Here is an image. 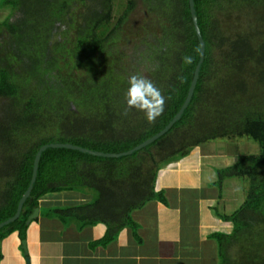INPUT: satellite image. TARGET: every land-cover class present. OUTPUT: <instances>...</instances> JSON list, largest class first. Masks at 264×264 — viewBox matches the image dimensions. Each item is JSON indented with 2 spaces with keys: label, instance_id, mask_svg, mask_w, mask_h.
Instances as JSON below:
<instances>
[{
  "label": "trees",
  "instance_id": "16d2710c",
  "mask_svg": "<svg viewBox=\"0 0 264 264\" xmlns=\"http://www.w3.org/2000/svg\"><path fill=\"white\" fill-rule=\"evenodd\" d=\"M126 1L111 28L113 0L0 1L1 7L9 6L0 21V223L15 216L40 148L59 145L42 153L32 193L18 219L0 229V245L14 232L26 240L39 199L63 191L91 193L93 199L41 207L42 216L80 229L104 223L109 231L100 245L115 240L126 226L140 241L130 213L152 200L167 205L164 191L155 188L161 166L209 137L249 133L263 156L243 157L217 170L212 186L248 178L251 189L241 207L223 217L232 231L208 238L219 244L220 264H264V44H253L264 35V0H193L204 44L194 93L179 120L140 148L181 110L200 41L189 0H141L148 18L135 33L124 31L136 8V0ZM235 16L250 30L231 28ZM67 30L74 32L72 40L61 37ZM185 56L193 62L185 64ZM133 74L152 80L165 97L154 123L136 109L124 114ZM243 74L256 81L240 83ZM234 77L239 81L229 86ZM69 144L109 156L63 146Z\"/></svg>",
  "mask_w": 264,
  "mask_h": 264
},
{
  "label": "crops",
  "instance_id": "0c3cea01",
  "mask_svg": "<svg viewBox=\"0 0 264 264\" xmlns=\"http://www.w3.org/2000/svg\"><path fill=\"white\" fill-rule=\"evenodd\" d=\"M187 156L158 173L155 188L164 191L167 205L152 200L131 211L130 218L137 225L135 232L140 241L132 228L126 226L115 240L100 245L98 242L109 231L106 224L80 229L76 224L65 226L58 218L42 216L41 207L87 203V194L63 191L39 199L40 215L27 230L28 257L22 249L23 241L14 232L0 245L3 253L0 264H27L28 259L30 264H220L219 244L208 236L215 232L230 233L232 223L223 217L232 215L228 214L229 209L240 208L243 203L239 195L233 201L237 205L228 209L222 200L224 192L228 196L226 187L231 183L226 184V180L222 188L212 186L217 180L209 174L212 170L203 169L201 159L189 169L183 162Z\"/></svg>",
  "mask_w": 264,
  "mask_h": 264
},
{
  "label": "rangeland",
  "instance_id": "374dc122",
  "mask_svg": "<svg viewBox=\"0 0 264 264\" xmlns=\"http://www.w3.org/2000/svg\"><path fill=\"white\" fill-rule=\"evenodd\" d=\"M1 1V0H0ZM113 17L114 19L110 23V28L114 27L115 20L124 12V10L127 7V1L126 0H113ZM146 8L142 6L141 0H136V8L130 15V20L127 25L124 27V31L127 33H135L142 27L143 18H148V13L146 12ZM262 14V22L264 24V11H261ZM9 15V6L8 9L3 6H0V21L3 20L6 16ZM236 19V16L234 17V20ZM243 18L239 17V19H236L233 22H229L231 24V28L233 29H245L250 30L249 25L244 24V21H242ZM144 23H146L144 21ZM263 24H260L263 26ZM141 30V29H140ZM139 30V31H140ZM104 31V29H103ZM64 40H72L74 38V32L73 31H65L62 36ZM60 37V38H61ZM254 46L260 47L264 44V35L257 36L256 40L253 42ZM263 57V56H262ZM264 62V57L262 59ZM251 71L250 69H247ZM245 75V74H243ZM254 79V78H253ZM250 74L245 75L244 78H242L240 83H247L249 85L253 84ZM255 80V79H254ZM239 79L237 77H234L231 79V81L228 83V85H234L236 82H238ZM256 81V80H255ZM226 88V87H225ZM223 92L225 93L224 89ZM256 134V133H255ZM191 152V153H190ZM189 155L186 158H184L183 162L186 164V167L189 169H193L195 167L194 161H198L201 159L203 160V169H211L212 171L209 173L212 175L213 179L217 178V170L225 169L227 167H230L234 164H236L241 158L243 157H262L263 153L261 150V145L257 139L252 134L246 133L244 135H228V136H216V137H209L201 144H198L194 147H191V150L188 153ZM181 159V158H180ZM207 160V161H206ZM176 161V160H175ZM206 161V162H205ZM174 162V161H172ZM171 162V163H172ZM171 163L164 164L161 166L160 171L170 165ZM183 163V164H184ZM184 164V166H185ZM185 167V168H186ZM159 171V172H160ZM158 172V173H159ZM174 176V175H173ZM176 176V175H175ZM189 176V175H188ZM171 176L169 175L167 179L170 180ZM191 181L194 180L193 177L190 178ZM231 183V185L227 186L226 189L229 191L228 196H225V192L223 195V202L226 203V207L229 209L232 206L237 205V202L233 204V201L235 200V197H238L240 195L241 204L247 197V191H250L251 184L250 180L248 178L243 179H228L226 181V184ZM88 195L86 196V202H90L93 199V195L91 193H85ZM221 201V202H222ZM240 202H238V205ZM215 208V207H214ZM217 209V208H215ZM239 209V206L235 209H229L228 214L234 213L236 210ZM235 210V211H234ZM218 211L221 213L222 210L218 208ZM231 227V231L233 229V224Z\"/></svg>",
  "mask_w": 264,
  "mask_h": 264
},
{
  "label": "water",
  "instance_id": "95a60500",
  "mask_svg": "<svg viewBox=\"0 0 264 264\" xmlns=\"http://www.w3.org/2000/svg\"><path fill=\"white\" fill-rule=\"evenodd\" d=\"M189 5H190V11H191V14H192V20H193V24H194V27H195V30H196V34H197L198 39L200 41V58H199V61H198L197 66H196V70H195V73H194L192 82L190 84L187 97H186V99L184 101V104H183L181 110L175 115V117L168 124V126H166L164 129H162L158 134H156L152 138H150L147 141H145L138 148H140V147H146L147 145L151 144L152 142H154L158 138L162 137L173 126V124L176 123L179 120V118L182 116V113L187 108V106H188V104H189V102L191 100V97H192V95L194 93L195 85L197 83L198 76H199V72H200V68H201V65H202L203 53H204V44H203V41L201 39V35H200V32H199V28H198V24H197V18H196V13H195V9H194L193 0H189ZM56 146H59V145H56V144H47V145H44V146H42L40 148V150H39V152H38V154H37V156L35 158L34 170H33V176H32V180H31V184H30L27 192L21 198L15 216H13L11 219H9V220H7L5 222L0 223V229H2L5 225H8L11 222H13V221H15V220L18 219V217L20 216L21 210H22V208L24 206V203H25L26 199L32 193L34 183H35V181L37 179V175H38V165H39V162H40V158H41L42 153L45 151L46 148H48V147H56ZM63 146L66 147V148L75 149V150H78V151H81V152H85V153H88V154H91V155L99 156V157L109 156L108 154L100 153V152L93 151V150L84 149L83 147L78 146V145L69 144V145H63ZM132 152L133 151H128L125 154H128L129 155ZM112 157H117V155H112ZM39 215H40V208H36L35 211H34V213L30 216V218H29V220H28L27 223L30 224L32 222V220L37 219L39 217ZM22 249H23V251L25 253V256L28 257V250H27V242H26V240H24L23 243H22ZM27 264H30L29 259L27 260Z\"/></svg>",
  "mask_w": 264,
  "mask_h": 264
},
{
  "label": "clouds",
  "instance_id": "9594fccd",
  "mask_svg": "<svg viewBox=\"0 0 264 264\" xmlns=\"http://www.w3.org/2000/svg\"><path fill=\"white\" fill-rule=\"evenodd\" d=\"M183 60L185 64L193 62L191 56H185ZM128 84L125 94L127 108L124 114L127 115L129 110L136 109L145 114L149 123H154L164 111L166 103L164 95L154 82L144 75H131Z\"/></svg>",
  "mask_w": 264,
  "mask_h": 264
}]
</instances>
